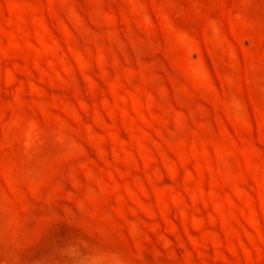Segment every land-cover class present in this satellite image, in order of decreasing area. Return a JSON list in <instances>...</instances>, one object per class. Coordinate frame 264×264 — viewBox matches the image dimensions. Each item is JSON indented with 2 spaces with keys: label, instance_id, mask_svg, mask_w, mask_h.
Returning <instances> with one entry per match:
<instances>
[{
  "label": "rangeland",
  "instance_id": "374dc122",
  "mask_svg": "<svg viewBox=\"0 0 264 264\" xmlns=\"http://www.w3.org/2000/svg\"><path fill=\"white\" fill-rule=\"evenodd\" d=\"M0 264H264V0H0Z\"/></svg>",
  "mask_w": 264,
  "mask_h": 264
}]
</instances>
